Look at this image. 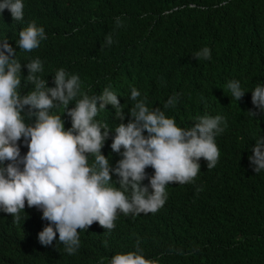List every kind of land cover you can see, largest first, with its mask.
Listing matches in <instances>:
<instances>
[{
  "label": "trees",
  "instance_id": "1",
  "mask_svg": "<svg viewBox=\"0 0 264 264\" xmlns=\"http://www.w3.org/2000/svg\"><path fill=\"white\" fill-rule=\"evenodd\" d=\"M24 5L22 20L7 9L0 14V38L15 45L12 59L22 65L18 92L34 89L25 65L37 57L46 87L55 86L59 68L77 74L81 94L90 98L110 87L123 119L111 104L99 110V100L96 119L109 126L101 153L111 167L122 158L110 148L114 129L133 119V87L141 93L137 100L146 99L150 110L164 111L180 127H194L205 114L220 115L224 123L215 137L214 167L200 158L193 180L169 182L167 199L154 213L118 212L111 230L95 221L77 229L75 254L65 252L58 233L49 245L39 242L38 233L49 222L37 207L26 206L20 219L0 211V264H99L101 257L107 264L137 244L158 264H264V170L254 172L248 160L256 138L264 136V113L251 103V90L264 84V0H24ZM33 21L46 38L25 51L15 41ZM205 46L210 58L197 59L194 53ZM232 79L245 91L237 102L226 88ZM169 99L175 106L165 108ZM74 106L75 100L67 109ZM67 109H50L66 129ZM18 143L24 155L23 138ZM93 160L89 156V163ZM145 172L150 176L154 170L148 166ZM147 176L142 186L149 184ZM112 178L119 187L118 176Z\"/></svg>",
  "mask_w": 264,
  "mask_h": 264
},
{
  "label": "clouds",
  "instance_id": "2",
  "mask_svg": "<svg viewBox=\"0 0 264 264\" xmlns=\"http://www.w3.org/2000/svg\"><path fill=\"white\" fill-rule=\"evenodd\" d=\"M24 7V0H0V14L7 9L15 20L23 19ZM45 38L43 27L33 21L19 31L15 42L20 49L31 51ZM106 43H112L111 36ZM15 50L14 44L0 38V211L20 219L26 206L40 209L41 218L49 222L38 233L41 244H51L58 233L65 252L75 254L80 247L77 229H87L95 221L111 230L118 212L154 213L167 199L165 189L169 182L192 181L200 170V158L209 168L216 165L219 150L215 137L223 131L222 116L205 114L197 117L194 127H180L164 111L150 110L146 99L137 100L141 93L133 87L130 93L135 101L130 113L133 119L114 129L110 148L120 152L122 158L111 167L109 159L101 153L109 126L96 119L97 100L99 110L111 104L123 119L117 94L110 87H105L98 97L81 94L79 76L63 68L55 71V86L46 87L45 80L38 75L43 71L38 57L25 65L27 79L34 89L18 92L22 65L12 59ZM194 55L197 59H209L211 52L205 46ZM226 88L236 102L245 93L237 79L229 80ZM74 100L75 106L67 109ZM251 103L264 113V84L257 83L251 90ZM25 106L28 115L23 114ZM58 106L59 109L63 106V113L67 109L71 121L67 129L61 115L50 112ZM174 106L172 99L165 103V108ZM248 113L256 115L252 110ZM21 138L28 149L24 155L18 143ZM251 153L248 160L253 171L264 170V136L256 138ZM89 156L94 157L92 163ZM148 166L154 170L150 176L145 172ZM112 174L118 176L119 187L111 183ZM146 176L149 184L142 186L140 182ZM99 264H104L103 257ZM107 264H158V261L146 258L137 244L136 250L112 255Z\"/></svg>",
  "mask_w": 264,
  "mask_h": 264
}]
</instances>
